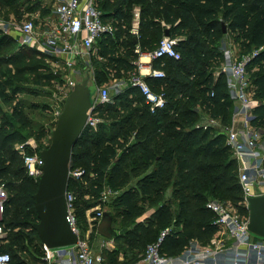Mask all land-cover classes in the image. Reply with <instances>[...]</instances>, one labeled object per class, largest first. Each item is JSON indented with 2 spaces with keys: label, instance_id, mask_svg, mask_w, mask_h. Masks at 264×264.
Returning <instances> with one entry per match:
<instances>
[{
  "label": "trees",
  "instance_id": "trees-1",
  "mask_svg": "<svg viewBox=\"0 0 264 264\" xmlns=\"http://www.w3.org/2000/svg\"><path fill=\"white\" fill-rule=\"evenodd\" d=\"M156 2L160 9L148 22L141 21L139 38L130 31L132 25L128 13L116 8L113 13L108 14L105 11L107 6L101 7L106 18L113 15L125 17L127 20L124 28L117 24L120 28L117 31L120 39L106 35L99 41V57H109L105 73L110 74L115 70L128 72L134 69V60L139 55L135 52L136 45L140 44L144 51L153 50L160 42L157 39L163 38L165 29L170 27L171 37L179 39L182 57L179 60L165 57L157 60L155 65L161 66L164 63L167 73L171 68L175 73H182L184 54L193 60L190 63L193 81L182 85L177 78H172L169 85L176 86V89L167 91L168 105L163 110L152 113L146 104L138 121L131 124L129 130L130 133L134 132L136 145L140 147V151L133 150L129 155L131 162L119 153L116 138L105 139L103 134L93 136L89 127L85 128L75 144L71 161L73 163L86 159L91 172L85 171L82 180L100 197L105 185L118 191L111 199L109 210L114 212V223L120 220V225L125 228L115 240L124 239L128 246L123 251L127 262L138 259V249L153 242L150 240L158 234L157 239L159 233L169 226L172 229L164 244V250L168 253L181 251L192 239L208 240L218 230L213 214L206 207L209 195L224 201L243 200L238 169L232 171L236 160L230 159V155L224 156L221 165L224 171L218 174L213 173L214 163L205 159L212 155L222 156L224 150H230L226 145L221 147L222 142L225 143L222 133L214 135L211 133L212 127L203 130L195 125L182 129L179 123L173 127L169 124L163 126L164 115L171 110H180V115L184 117L195 116V108L199 103L210 110L218 108L221 110L219 114L223 112L227 116L232 105L227 83L223 80L224 75L215 80L212 70L214 61L223 56L220 47L228 35H232L238 42L241 55L253 53L250 64L256 69L250 78L255 87L258 104L255 106L252 122L254 126L264 127V0ZM108 4L111 5V0ZM224 24L227 26L226 32ZM103 75L104 72L97 70V76ZM168 76L164 79L149 78L148 81L158 90ZM103 81H108L107 77ZM2 85L0 81V94L7 98ZM180 86L187 88L183 90ZM212 91L215 92L214 96L211 95ZM126 94L139 96V102L145 101L136 89H128L122 95ZM174 96L180 97L172 99ZM117 100L115 103L121 101L122 97ZM219 114L214 117L220 116ZM188 122L192 123L191 117ZM25 140L27 137L21 128L4 123L0 129V184L6 183L9 189L7 207L1 223L6 229L11 228L5 238L11 251L15 253L14 257L10 252L11 263L17 260L14 264H29L20 258L21 252H27L30 258L38 262L41 255L35 251L40 250L43 254L42 242H36L39 238L34 234L36 230L32 226V222L38 220L34 194L38 190L39 181L28 175L22 157L13 147L16 142ZM74 166L72 164L73 168ZM79 181L70 178L69 188L77 192L80 188ZM170 186L173 188L174 201H168L166 197V190ZM87 193L88 190L81 187L82 196ZM77 203L79 209V198ZM86 203L87 206L90 205L89 200ZM173 203L176 204L175 210ZM153 206L156 207L155 211L146 215L147 210ZM16 228H19L20 233H13ZM2 239L0 237V242ZM2 249L3 245L0 244V251ZM118 258L119 255L114 253L108 260L117 262Z\"/></svg>",
  "mask_w": 264,
  "mask_h": 264
},
{
  "label": "built area",
  "instance_id": "built-area-1",
  "mask_svg": "<svg viewBox=\"0 0 264 264\" xmlns=\"http://www.w3.org/2000/svg\"><path fill=\"white\" fill-rule=\"evenodd\" d=\"M139 11L135 15L140 17ZM0 32L11 36L19 46L29 47L52 59L62 61L70 69L66 86L71 89L77 83L76 61H88L98 52V43L103 36H115L116 21L106 18L98 0H52L50 11L42 19L27 18L24 20L7 19L0 15ZM135 52L139 54L136 67L128 71V75L118 80L111 79L99 85L97 94L88 110L87 127L94 129L101 123L98 107L115 103L113 89L119 96L128 89H136L144 97L145 103L152 113L167 108L168 95L153 88L148 79H164L168 76L166 69L156 66L155 62L165 57L181 59L179 39L164 36L157 47L144 51L139 44ZM253 53L243 54L232 59L226 52L223 73L229 93L234 99L237 114L243 116L241 127L235 124L228 129L225 144L230 149L239 168L238 179L242 189L241 205L227 204L219 198H211L206 207L214 216L218 230L206 241L192 239L181 251L168 253L164 250L165 241L172 229L166 227L158 238L147 244L143 254L133 261H125L119 256L117 262L95 251L91 233L104 214L105 208L96 207L90 215V227L82 228L78 216V195L74 189L67 188L66 198L68 220L79 238L74 244L48 247L42 243L43 254L39 264H264V236L253 232L248 224L250 209L249 195H264V127L253 125L254 109L258 104L255 90L248 72V65ZM148 57V59H144ZM83 60V61H82ZM214 96L215 92L212 91ZM216 122V118L212 119ZM205 129L212 124L204 125ZM35 140L18 142L17 151L23 159V165L29 176L39 181L43 173L44 160ZM85 170L71 167L70 178L80 180ZM118 194L106 186L101 194L100 203ZM9 189L6 183L0 184V237L7 235L4 219ZM113 240V239H112ZM10 252L0 251V264H10Z\"/></svg>",
  "mask_w": 264,
  "mask_h": 264
},
{
  "label": "rangeland",
  "instance_id": "rangeland-1",
  "mask_svg": "<svg viewBox=\"0 0 264 264\" xmlns=\"http://www.w3.org/2000/svg\"><path fill=\"white\" fill-rule=\"evenodd\" d=\"M108 1L109 0H98L99 4L106 5L108 7L107 9L113 11L116 8H121L125 11L124 13H128L131 17L130 24L133 22L132 15H134L136 11L140 12L139 16L142 20L148 22L150 18L154 17L160 9L156 0H111V5L108 4ZM51 4L52 0H0V15L7 19L19 21L27 18L42 19L43 15L50 11ZM109 19L115 20L118 27L124 28V25L127 23L125 17L120 18L112 15ZM118 27L117 31L120 29ZM115 37L116 39H120L117 32ZM161 38L162 37L158 38L157 42H159ZM0 43V81L3 84L2 88L6 92L7 97L5 98L0 94V129L4 123H8L14 128H21V131L26 135L27 140H35L39 146L48 145L51 142V134L53 129L56 127L58 115L63 111L66 99L74 89V87L69 89L66 86L70 69H68L62 61L52 59L51 57L41 54L32 48L19 46L11 36L6 35L3 32H0ZM97 45L100 49L99 43ZM156 45L157 43L155 46ZM220 50L222 51L223 56L221 59H216L213 65V70L217 75L223 70L226 52L231 53L232 59L241 55V48L232 35L227 36V40L220 47ZM98 52L93 54L92 59H89L88 61H76L74 66L78 69L76 74L77 82L81 83L86 78H89V85L92 86L96 83L99 86L109 82L111 79L118 80L129 74L128 72L120 70H115L110 74H106L105 72L108 68L107 63L109 57H104V59L100 58ZM144 59H148V57H145ZM138 60L139 55L134 61L136 62ZM192 61L191 57H186L183 54L182 69H184V72L175 73L171 68V71L168 72L169 76L164 82V85H159L157 89L160 92L166 93H168L167 91L170 92L171 90H175L176 86L169 85L171 83L170 80L174 77L177 78L182 85L183 83L187 84L189 81H193L194 75L190 67V63ZM255 69L256 68L251 64L248 65L249 76L252 75ZM97 70L104 72V75L97 76ZM105 77H107L108 81H103ZM181 86L180 88L183 90L187 88L186 86ZM252 88H255L254 85H252ZM96 94L97 91L94 95ZM112 94L116 100L121 97L122 100L117 103H110L109 105L102 104L103 106L100 105L101 107H98V115L102 120L98 127L91 130L92 135L96 136L103 134L105 139L116 138V141H118L117 145L119 146V153L124 155L125 158L131 162L129 155L133 150L140 151V147L136 145L134 132L130 133L129 130L131 129V124L138 121L139 115H141L144 108H146V103L145 101L139 102V96H135L134 94H126V96L120 95L119 97L114 89ZM180 96H174L172 99H177ZM229 99L232 101V105L228 109L226 117L223 112L219 114L221 112L220 109L217 108L215 110H210L204 104L202 105V103H199L198 111L195 116L189 115L184 117L180 115V110H171L164 115L163 126L169 124L173 127V125L179 123L182 126V129H189L195 125L196 128L206 130L204 125L212 124V128L210 127L212 130L211 133L214 135L222 133L225 139L228 129L233 125V118L236 114L234 99L231 93H229ZM215 114H219L220 116L214 117ZM190 117L192 119L191 124L188 122V118ZM213 118H216V122H212ZM17 144L18 142H16L13 146L16 150ZM223 145L226 144L222 142V148ZM229 151L230 150L228 149L224 150L222 156L212 155L205 158L214 163L213 173H223L224 168L221 165H223L224 156L230 155V159H234L232 153ZM94 152L95 151L93 150V153ZM21 162L22 159L20 160V163ZM72 164L75 165L74 169H82L91 172V167L87 164L85 158L83 160L73 162ZM236 168H239L237 162L235 163L232 171H236ZM237 172L239 173V170ZM237 172H235L236 176ZM78 183L80 187L77 191L79 198L78 214L80 217V224L82 225V228L86 230L90 227L89 218L90 215L95 213L96 207L100 205L105 208V210L111 209L110 204L112 198L109 197L105 200V202L99 203L100 196L94 189H90L87 183L82 179H80ZM81 187L86 191L88 190V193L82 196ZM172 192L173 188L170 186L166 190V197L168 201L170 199L174 201ZM208 198L211 199L212 197L209 195ZM87 200L90 201L89 206H87ZM226 202L227 204H234L238 206L242 203V201L235 202L232 199H229ZM172 206L173 210H175L176 204L173 203ZM155 209L156 207L154 206L150 207L147 210L146 215H151ZM119 221L118 223H114V226L120 228V231L123 232L125 231V228L120 225ZM6 231L8 235L11 228H7ZM14 232L20 233L19 228H16L13 233ZM34 234L39 238L36 242H42L36 231ZM7 235L3 236V239L0 242V244L3 245L2 250L11 252L15 257V253L11 251L9 242L5 238ZM157 235L150 241H154ZM91 239L97 253H102L107 258H112L114 253H117L119 256L123 254L125 260L123 251L127 249L128 246L124 243V239H109L99 234L97 228H94L92 231ZM30 247L34 249L32 245H30ZM145 248L146 246L139 248L138 251L140 252L137 255L140 256L143 254ZM35 252L36 254L42 255L40 250ZM20 258L22 260H26L29 264H39L37 260L30 258L27 252H21ZM118 260L120 259L118 258ZM16 261L17 260H14L11 264H14Z\"/></svg>",
  "mask_w": 264,
  "mask_h": 264
},
{
  "label": "water",
  "instance_id": "water-1",
  "mask_svg": "<svg viewBox=\"0 0 264 264\" xmlns=\"http://www.w3.org/2000/svg\"><path fill=\"white\" fill-rule=\"evenodd\" d=\"M224 30L227 31L226 24ZM165 36H171L170 27L165 29ZM89 81L90 79L86 78L81 83H76L66 99L63 111L58 115L51 142L40 149L44 164L38 190L34 194L38 220L32 222V226L42 243L48 247L74 244L79 238L67 218L66 193L70 181L73 149L87 127L88 110L98 89L96 83L91 86ZM247 200L250 209L248 226L256 234L264 236V195H249ZM97 231L113 240L121 234L114 226L112 210L104 211Z\"/></svg>",
  "mask_w": 264,
  "mask_h": 264
},
{
  "label": "crops",
  "instance_id": "crops-1",
  "mask_svg": "<svg viewBox=\"0 0 264 264\" xmlns=\"http://www.w3.org/2000/svg\"><path fill=\"white\" fill-rule=\"evenodd\" d=\"M98 4H99V2H98ZM100 5V4H99ZM103 5H100V7H102ZM104 7V6H103ZM102 7V8H103ZM108 7H105V11H107L108 12V14L109 13H113V11L112 10H110V9H107ZM106 12V13H107ZM132 19H133V22L131 23V33L133 34V35H135V36H137L138 38H139V36H140V25H141V21H142V18L141 17H137L135 14L134 15H132ZM166 23H164V25H165ZM164 36H165V32H164ZM229 36V35H228ZM140 45V44H139ZM213 71V73H214V76H215V80H218L222 75H224V78H223V80H225L226 81V74L225 73H223V71H221L218 75L216 74V72L214 71V70H212ZM198 106L199 105H197L196 106V110L198 111ZM242 123H243V116L241 115V114H235L234 115V118H233V124H235L236 125V127H241V125H242ZM176 203V202H175ZM175 206V205H174ZM120 256H123V254H121Z\"/></svg>",
  "mask_w": 264,
  "mask_h": 264
}]
</instances>
